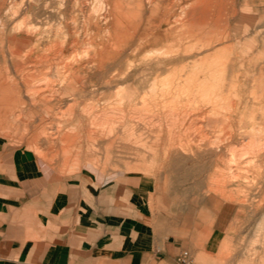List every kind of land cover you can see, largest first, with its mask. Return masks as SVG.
<instances>
[{
    "label": "rangeland",
    "instance_id": "obj_1",
    "mask_svg": "<svg viewBox=\"0 0 264 264\" xmlns=\"http://www.w3.org/2000/svg\"><path fill=\"white\" fill-rule=\"evenodd\" d=\"M5 3L0 76L27 104L0 120V147L57 175L135 177L167 201L206 200L225 235L210 263L194 261L264 264V0ZM216 167L231 184L217 185Z\"/></svg>",
    "mask_w": 264,
    "mask_h": 264
},
{
    "label": "crops",
    "instance_id": "obj_2",
    "mask_svg": "<svg viewBox=\"0 0 264 264\" xmlns=\"http://www.w3.org/2000/svg\"><path fill=\"white\" fill-rule=\"evenodd\" d=\"M191 205L142 179L57 175L0 147V264H175L184 250L210 263L223 223L208 201Z\"/></svg>",
    "mask_w": 264,
    "mask_h": 264
},
{
    "label": "bare ground",
    "instance_id": "obj_3",
    "mask_svg": "<svg viewBox=\"0 0 264 264\" xmlns=\"http://www.w3.org/2000/svg\"><path fill=\"white\" fill-rule=\"evenodd\" d=\"M111 2H109V4H110ZM111 5H114V4H111ZM110 7V6H109ZM13 9V8H12ZM114 9H116V8H114ZM5 10H6V3H5V0H0V22H1V18H3L2 17V15H1V12H5ZM110 12H112L111 10H110ZM116 12V11H115ZM114 13V12H113ZM109 9H108V7L107 6H104L103 8H102V15H101V20H102V22L104 23V24H108L107 22H108V18H109ZM16 16H17V14H16V11L15 10H12V14H11V17L12 18H16ZM113 17V16H112ZM114 19V18H113ZM115 20V19H114ZM116 21V20H115ZM112 23V22H111ZM114 23V22H113ZM112 23V24H113ZM109 25V26H113V25ZM204 24H202L201 26H203ZM4 28V27H3ZM20 29V26H14L13 28H12V30L13 31H15V30H19ZM4 31V30H3ZM2 32V31H1ZM2 35V34H1ZM17 36V35H16ZM157 41V40H156ZM223 50H225L224 48L223 49H221V51H223ZM207 59V58H206ZM12 86V85H11ZM107 86H112L111 84H108ZM83 90V89H82ZM84 91V90H83ZM10 92H16L17 93V91L15 90V88H11V87H7V85H6V78L5 77H3V76H0V120L1 119H6L7 118V116H9L11 119H13V120H18L19 119V116H16L14 113H13V111L17 108V107H19L20 108V106H22V105H24V104H27V103H20V102H18V100H17V98H16V96H14V95H10ZM106 92V91H105ZM86 94V93H85ZM78 96V95H77ZM74 99V98H73ZM28 100V99H27ZM41 101H43V100H45V98L44 97H42L41 99H40ZM130 100L131 99H129V102H130ZM46 102H48L49 103V101H47V100H45ZM45 101H43V102H45ZM28 103H32L33 101H30V100H28L27 101ZM45 102V103H46ZM40 104V103H39ZM75 106V107H74ZM78 106H79V102L77 101V98L76 99H74V104H73V107L72 106H70V108H69V110H71L72 111V109L74 108H78ZM129 106H130V104H129ZM144 106L145 105H142L141 107L142 108H144ZM148 106V105H147ZM81 111H83V110H81ZM81 111H80V113L79 114H81ZM72 113H73V111H72ZM84 113V112H83ZM75 114H77V113H75ZM136 114H139V113H136ZM71 115V114H70ZM18 117V118H17ZM73 118V117H72ZM76 118V117H75ZM130 118V117H129ZM82 121V120H81ZM139 121H136L135 122V124L136 123H138ZM65 123V122H64ZM81 123V122H80ZM134 123V122H133ZM133 123L132 122H130V120H129V130H130V128L131 127H133ZM62 125V124H61ZM78 128V127H77ZM80 129V128H79ZM135 129H137V127L135 128ZM140 129V128H139ZM139 129H138V131H139ZM64 130V129H63ZM62 130V131H63ZM131 130H133V129H131ZM145 130H146V128H145ZM141 131V130H140ZM144 130L142 129V131H141V133L143 132ZM116 132V131H115ZM137 132V131H136ZM136 132H134V133H136ZM56 133V132H55ZM111 133H112V131L110 130V131H108V133H107V135H111ZM117 133V132H116ZM139 133V132H138ZM157 133V137L156 136H154V138H155V140L157 141H161L162 140V138L160 137V133H161V130H159L158 132H156ZM159 133V134H158ZM171 133V132H170ZM115 134V133H114ZM82 135H83V133H82ZM117 135V134H116ZM130 135L132 136L133 134H131L130 133ZM129 135V136H130ZM87 136V135H86ZM150 136V135H149ZM114 137V136H113ZM65 141H68V140H70V138H72L71 136H69V135H63V137H62ZM114 139V138H113ZM62 140V139H61ZM115 140V139H114ZM165 141V140H164ZM110 143V142H109ZM114 143V142H113ZM181 144V143H180ZM74 146V145H73ZM163 147H164V150H173V148H171L170 146H168V145H166V143H164V145H163ZM176 148V147H175ZM178 148V147H177ZM179 149V148H178ZM181 149V148H180ZM177 151V150H176ZM257 157V156H256ZM255 157V158H256ZM220 165H218L217 167H219ZM217 167H216V171H215V169H214V173L215 172H217V174L215 175V174H212V179H214L215 181H216V183H217V185H220V186H226L227 184H231L230 182H232L226 175H224V172L223 171H219L218 169H217ZM222 167H224V165L222 166Z\"/></svg>",
    "mask_w": 264,
    "mask_h": 264
},
{
    "label": "built area",
    "instance_id": "obj_4",
    "mask_svg": "<svg viewBox=\"0 0 264 264\" xmlns=\"http://www.w3.org/2000/svg\"><path fill=\"white\" fill-rule=\"evenodd\" d=\"M175 264H198V263L194 261L192 255L188 251L184 250L179 253Z\"/></svg>",
    "mask_w": 264,
    "mask_h": 264
}]
</instances>
